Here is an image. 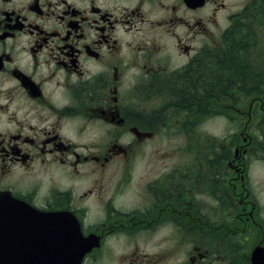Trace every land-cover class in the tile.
Returning a JSON list of instances; mask_svg holds the SVG:
<instances>
[{
  "label": "flooded vegetation",
  "instance_id": "1",
  "mask_svg": "<svg viewBox=\"0 0 264 264\" xmlns=\"http://www.w3.org/2000/svg\"><path fill=\"white\" fill-rule=\"evenodd\" d=\"M261 34L264 0H0V207L72 212L93 243L80 264H252ZM230 49L248 75L214 102L179 94Z\"/></svg>",
  "mask_w": 264,
  "mask_h": 264
},
{
  "label": "water",
  "instance_id": "2",
  "mask_svg": "<svg viewBox=\"0 0 264 264\" xmlns=\"http://www.w3.org/2000/svg\"><path fill=\"white\" fill-rule=\"evenodd\" d=\"M5 214L10 222L0 224V238L10 243L9 252L15 254L0 257V264H80L91 246L68 211H43L27 206L23 210L0 211V216ZM262 257L263 253H255L256 264H264Z\"/></svg>",
  "mask_w": 264,
  "mask_h": 264
},
{
  "label": "trees",
  "instance_id": "3",
  "mask_svg": "<svg viewBox=\"0 0 264 264\" xmlns=\"http://www.w3.org/2000/svg\"><path fill=\"white\" fill-rule=\"evenodd\" d=\"M234 38L230 37L229 41L233 42ZM226 56L229 58L226 60ZM223 62L221 61L219 66L216 67V63L212 60H208L203 67L205 74L201 76L200 68H197V72L191 71V74L188 78H184L179 82V85L183 88L182 92L179 93L181 96H190L193 98L199 97L201 94H206L208 100L214 101L211 94H215L224 91L226 84L231 80L232 76L243 77L244 75H248L246 72V67L243 66V58L240 55V52L237 50H228L227 52H223L222 56ZM250 75V74H249ZM239 80V78H238ZM241 87H252L253 90H260V85L256 82H252L248 79L247 81H243ZM178 92V91H176ZM178 94V93H177Z\"/></svg>",
  "mask_w": 264,
  "mask_h": 264
},
{
  "label": "rangeland",
  "instance_id": "4",
  "mask_svg": "<svg viewBox=\"0 0 264 264\" xmlns=\"http://www.w3.org/2000/svg\"><path fill=\"white\" fill-rule=\"evenodd\" d=\"M261 38L262 39L264 38L263 34H261ZM258 49L259 48H256L255 50L258 51ZM248 101H249L248 99H244V101L240 103L243 108L247 107ZM205 129L209 134L214 135L217 133V135H219L222 132L223 127L217 119V120L209 121L205 126ZM173 140L175 142H178L182 139L178 135H175V138H173ZM163 145L165 144L163 143ZM152 146L149 147V145H147L145 148V153L147 154L148 157L152 156L151 154V149H153ZM250 179H251V183H252L251 187L253 191L256 193V195L262 202L264 200V165L257 163L256 169L253 171V174L251 175Z\"/></svg>",
  "mask_w": 264,
  "mask_h": 264
},
{
  "label": "bare ground",
  "instance_id": "5",
  "mask_svg": "<svg viewBox=\"0 0 264 264\" xmlns=\"http://www.w3.org/2000/svg\"><path fill=\"white\" fill-rule=\"evenodd\" d=\"M201 103V102H200ZM202 104V103H201ZM60 207V206H59ZM113 217V216H112ZM101 226V225H100ZM98 233V232H97Z\"/></svg>",
  "mask_w": 264,
  "mask_h": 264
}]
</instances>
